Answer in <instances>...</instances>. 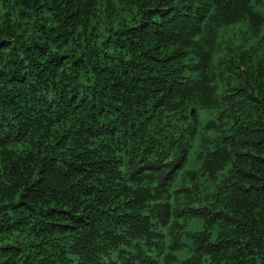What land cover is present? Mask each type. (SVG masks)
Returning a JSON list of instances; mask_svg holds the SVG:
<instances>
[{"label":"trees","instance_id":"trees-1","mask_svg":"<svg viewBox=\"0 0 264 264\" xmlns=\"http://www.w3.org/2000/svg\"><path fill=\"white\" fill-rule=\"evenodd\" d=\"M0 264H264V0H0Z\"/></svg>","mask_w":264,"mask_h":264}]
</instances>
